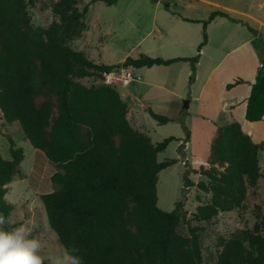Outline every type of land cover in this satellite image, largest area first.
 I'll list each match as a JSON object with an SVG mask.
<instances>
[{
	"label": "trees",
	"instance_id": "16d2710c",
	"mask_svg": "<svg viewBox=\"0 0 264 264\" xmlns=\"http://www.w3.org/2000/svg\"><path fill=\"white\" fill-rule=\"evenodd\" d=\"M33 1L0 0V120L18 122L31 145L59 170L51 178L58 188L43 194L41 201L60 244L75 243L85 264H203L201 229L191 223L210 222L220 213L248 207V189L263 177L259 154L264 146L253 143L238 122L219 127L207 166L195 171L209 182L194 184L189 168L182 200L174 211H163L158 207L159 174L177 160L159 162L158 155L176 138L153 143L131 125L128 105L114 88L87 87L75 79L104 78L122 66L141 69L180 62L190 65L193 79L201 50L208 42L207 25L218 16L234 19L221 11L212 13L203 22V41L196 56L163 59L140 54L119 65H105L69 44L83 36L88 6L80 11L77 0H59L55 12L61 21L41 33L28 13ZM101 1L108 6L118 2ZM261 43L264 45L263 40ZM240 83L242 80H237L227 89ZM45 91L56 97V116L50 102H36ZM147 112L159 125L184 124L188 115L186 109L177 118L151 108ZM263 118L264 55L245 113L251 123ZM10 143V160L0 152V213L9 219L12 205L5 198L7 186L24 160L23 149L15 147L11 139ZM186 143L180 148L184 162ZM193 186L211 193L212 198L187 219V193ZM255 208L260 210L259 205ZM182 221L188 227L187 237L177 232ZM263 232L264 217L253 230L224 241L217 264H264Z\"/></svg>",
	"mask_w": 264,
	"mask_h": 264
},
{
	"label": "rangeland",
	"instance_id": "374dc122",
	"mask_svg": "<svg viewBox=\"0 0 264 264\" xmlns=\"http://www.w3.org/2000/svg\"><path fill=\"white\" fill-rule=\"evenodd\" d=\"M77 1L80 11L88 6L86 30L80 39L69 44L90 60L105 65H119L126 56L136 57L139 54L163 59L173 56H196L198 46L203 41V22L207 21L212 13L223 11L234 19L231 21L217 17L207 25L208 44L201 52L199 77L196 79L195 75L192 79L189 74L182 97H174L157 85L169 83L180 87L185 70H190L189 64L180 63L169 68L153 67L151 70L145 68L140 74V80L128 86L120 82L108 85L104 78L97 76L75 79L87 87L114 88L131 107V125L135 130L149 136L153 143H160L169 137L176 138L165 152L158 155L159 162L167 159L177 160L173 166L159 174L157 185L158 207L163 211L172 212L183 198L185 176L189 168L192 170L188 176L194 184L209 182L206 177L195 171L207 166L212 141L216 136L215 124H221L215 117L216 103L226 92V87L221 86L222 82L228 84L239 78H251L253 71L257 72L261 56L264 55V45L261 43L264 41V26L239 14L228 12L226 8L249 13L264 22V5L260 7L264 0H208L214 5L201 0H118L112 6L101 0L94 3H91L93 0ZM58 2L59 0H34L28 6L32 25L37 31L44 33L54 22L61 21L55 12ZM252 29L257 31V36ZM167 38H172L175 43L172 44ZM213 69L216 71L204 91L202 100L195 99ZM115 73L120 76V70ZM245 87L247 86H242L236 91L242 92ZM183 100L191 102L184 124L170 122L159 125L147 112V109L151 108L157 114L177 118L181 114L179 112ZM209 100L212 103H208ZM44 101L53 105L56 116L55 95L49 91L43 92L36 102L40 104ZM244 112L243 106H238L236 113H241L242 116H238L239 119H245ZM225 120L226 116L222 125L226 124ZM10 139L15 147L24 151L19 173L7 186L8 193L5 196L6 201L12 205L11 224H28L33 228L32 234L43 242L46 251L57 253L63 247L49 226L41 196L58 188L51 178L59 170L47 159L44 152L31 145L18 122L7 123L1 119L0 152L7 160L11 159ZM185 141L187 143L184 162L180 148ZM263 155L261 154L260 167L264 177ZM263 179L259 186L249 187V204L246 209L220 213L210 222L191 223L201 229L199 241L203 264H217L223 242L241 231L253 230L255 224L264 217ZM187 196V219L192 217L199 205L208 203L212 198L211 193H204L196 186L188 189ZM256 205L260 206L259 211L255 208ZM177 232L184 237L189 235L184 221L180 223ZM262 234L264 235V232Z\"/></svg>",
	"mask_w": 264,
	"mask_h": 264
},
{
	"label": "crops",
	"instance_id": "0c3cea01",
	"mask_svg": "<svg viewBox=\"0 0 264 264\" xmlns=\"http://www.w3.org/2000/svg\"><path fill=\"white\" fill-rule=\"evenodd\" d=\"M201 1L207 2L209 4H213L212 2H210L208 0H201ZM263 5L264 4L261 3L260 4V7H263ZM214 7L219 8L220 6H214ZM223 9H224V7H223ZM226 9H227L226 11H228V12L239 14V15H241V16L249 19V20L254 21L255 23H259L260 25L264 26V22L260 21L258 18H256L255 16H253V15H251L249 13H246V12L243 13V12H239V11H236V10H233V9H229V8H226ZM221 12H223V11H221ZM223 13H225V12H223ZM216 18H214V19H216ZM221 18H225V17H221ZM167 40L168 41L169 40L172 41V44L175 43L172 38H167ZM197 44L198 43H196V46H197ZM207 44H208V42H207ZM203 48H202V50H203ZM202 50H201V52H202ZM139 55H137L136 57H138ZM177 57H181V56H173L172 58H177ZM200 57H201V55H200ZM126 58H127V56H126ZM126 58H124L121 63H123ZM169 59H171V58H169ZM180 63L188 64V63H184V62H180ZM180 63H175V64H180ZM98 64H100V63H98ZM175 64H172L170 66H154V67H168L169 68V67L174 66ZM255 65H256V63L254 64V67H255ZM260 67H261V61H260L259 68ZM145 68L146 67L141 68V69L134 68L136 75L139 77V79H137L136 81L140 80V74L142 73V71L146 70ZM199 68H200V59H199V62L197 64V72H196V77L197 78L196 79H198V77H199ZM259 68L257 69V72L256 73H255V71H253V76H251V78H247V80L241 79V78L237 79V80H242V83H240V84L232 87L231 89H227V86L229 84H231V83L225 84V82H222L221 86L222 87L223 86L226 87V92L222 94L221 100L218 103H216V110L217 111H216V117H215V119L217 121H219L218 123H221V124H215V129H216V133H217V129L219 127L224 126V125H229V124H232L234 122H238V123H240L241 128H242V131L244 132V134L248 135L251 138V140L253 141V143H255V144H262L264 146V118L260 122L251 123V122H248L246 119H243V118H240L239 119L238 116H240L241 113L239 115L236 113V109L238 108V106H240V107L243 106V109L245 111L244 113H246V104H247V100H248V98L250 96L251 86H252V83L256 79V76H257V73H258ZM148 69L151 70V68H148ZM215 71H216V69H213L211 71V73L209 74V76H208V78H207V80H206V82H205L202 90L200 91L199 95L197 97H195V99L202 100L204 91L209 86V83H210L211 78H212V76H213V74H214ZM189 74H191V69L188 70V71L185 70V72L183 74V78L180 81V87H178L177 85L174 87V86L170 85L169 83L168 84H165V85H157V87H159L161 89H164L168 94H170V95H172L174 97H182L183 91H184L183 89H184V86L187 85V79H188ZM237 80H235V81H237ZM235 81H233L232 83H234ZM242 86H247V87H245V89H243L242 92L241 91H236L238 88H241ZM208 103H212V101L209 100ZM127 105H128V110H129L128 111V119H129V117H132V110H131V107L129 106L128 103H127ZM189 107H190V104H189ZM181 111H182V107H181ZM181 111L179 112V114L181 113ZM225 116L227 118V120H225L226 121V124L222 125V123H223L222 120H224V117ZM244 116H245V114H244ZM240 117H242V116H240ZM170 118H173V117H170ZM129 121L131 122L130 119H129ZM261 154H264V150L261 151V153L259 154V162H260V158L262 157ZM263 178L264 177H262L259 180L257 186H259L260 181Z\"/></svg>",
	"mask_w": 264,
	"mask_h": 264
},
{
	"label": "clouds",
	"instance_id": "9594fccd",
	"mask_svg": "<svg viewBox=\"0 0 264 264\" xmlns=\"http://www.w3.org/2000/svg\"><path fill=\"white\" fill-rule=\"evenodd\" d=\"M32 233L28 224L12 226L10 219L0 213V264H85L75 243L51 253Z\"/></svg>",
	"mask_w": 264,
	"mask_h": 264
},
{
	"label": "built area",
	"instance_id": "2783aa9c",
	"mask_svg": "<svg viewBox=\"0 0 264 264\" xmlns=\"http://www.w3.org/2000/svg\"><path fill=\"white\" fill-rule=\"evenodd\" d=\"M116 70H120V76L118 77L115 73ZM139 77L136 75L135 70L132 66L119 67V69H114L110 73L104 74V80L106 84L113 85L120 82L124 86L130 85L135 82Z\"/></svg>",
	"mask_w": 264,
	"mask_h": 264
},
{
	"label": "water",
	"instance_id": "95a60500",
	"mask_svg": "<svg viewBox=\"0 0 264 264\" xmlns=\"http://www.w3.org/2000/svg\"><path fill=\"white\" fill-rule=\"evenodd\" d=\"M190 101L189 100H183L182 110H187L189 108Z\"/></svg>",
	"mask_w": 264,
	"mask_h": 264
}]
</instances>
